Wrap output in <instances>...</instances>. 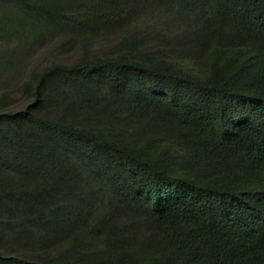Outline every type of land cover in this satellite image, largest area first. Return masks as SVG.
Returning a JSON list of instances; mask_svg holds the SVG:
<instances>
[{"label": "trees", "instance_id": "trees-1", "mask_svg": "<svg viewBox=\"0 0 264 264\" xmlns=\"http://www.w3.org/2000/svg\"><path fill=\"white\" fill-rule=\"evenodd\" d=\"M0 264H264V0H0Z\"/></svg>", "mask_w": 264, "mask_h": 264}, {"label": "rangeland", "instance_id": "rangeland-1", "mask_svg": "<svg viewBox=\"0 0 264 264\" xmlns=\"http://www.w3.org/2000/svg\"><path fill=\"white\" fill-rule=\"evenodd\" d=\"M29 47L21 50V67L13 76L10 87L16 89L28 74L37 68H42L56 61L71 62L82 54V44L71 42L64 33L46 36L42 40H36ZM118 43L116 36L99 37L91 43L92 51L96 53H107L114 49ZM12 85V86H11Z\"/></svg>", "mask_w": 264, "mask_h": 264}]
</instances>
